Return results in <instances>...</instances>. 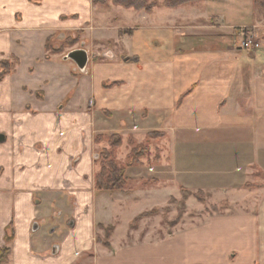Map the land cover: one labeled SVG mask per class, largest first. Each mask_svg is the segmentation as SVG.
Returning a JSON list of instances; mask_svg holds the SVG:
<instances>
[{
	"label": "crops",
	"instance_id": "1",
	"mask_svg": "<svg viewBox=\"0 0 264 264\" xmlns=\"http://www.w3.org/2000/svg\"><path fill=\"white\" fill-rule=\"evenodd\" d=\"M97 8L0 0V71L14 62L0 78V249L15 229L1 264H264V7L203 0L166 8L147 32L130 27L131 40L120 37L132 62L93 61L81 72L47 44L88 32ZM249 30L259 49L242 46ZM129 114L176 145L173 175L188 178L181 189L216 193L224 211L156 237L148 218L131 226L148 209L138 210L117 238L128 203L163 208L171 197L160 178L129 191L97 187L95 137Z\"/></svg>",
	"mask_w": 264,
	"mask_h": 264
},
{
	"label": "rangeland",
	"instance_id": "2",
	"mask_svg": "<svg viewBox=\"0 0 264 264\" xmlns=\"http://www.w3.org/2000/svg\"><path fill=\"white\" fill-rule=\"evenodd\" d=\"M151 1H156L157 6H155V8H160L157 10V14H154L155 21H153L151 14L155 8L151 12H147L145 10H135L134 8L117 6L113 3H109L105 6L96 5L98 6V19L94 24V27L90 26L88 32H70L59 35L55 39H51L47 48L48 52L59 53L63 56H66L75 49L83 48L87 50L89 54V62L87 64L86 71L88 66H90L93 61L107 62L111 59H115L117 62L118 59L123 62H132V58H126V60L122 58V50L120 47H118L120 46V37L124 35V37L127 38L122 39L124 44H126L125 41L131 40L129 38L132 37V35L126 34L133 31V29L130 27H140L142 31L147 32L150 29V25L152 23L161 22V11H164L166 8H171L164 5V0ZM201 1L203 0L187 4H195ZM261 7H264V0H257V9ZM246 35L244 36V39L247 38ZM253 37L254 42L259 43V46L244 48L251 50L259 49L262 40L255 34H253ZM11 63V66L14 67V62ZM78 71L80 70L78 69ZM116 83L117 82H112L108 84L112 86ZM109 114L110 113H107L106 116H109ZM128 117V122H125V124L118 130H114L110 127L112 130L107 129L105 132L97 133L95 137L96 142H98L97 138H100V141L98 142L99 145H97L95 150L96 155L94 158L97 171H99L100 167L102 166V160L100 159L101 151L105 148L113 149V155L116 159V162L119 165L126 167V172L129 178V186L127 191H129L131 187L136 188L145 186L147 184H152L160 178L162 182H164L163 184L168 186L166 191L168 190L171 196L169 205L159 208L160 210L158 213L142 217L134 227H140V221L148 218V223H146L147 229L151 230L154 228V235L156 237H161L169 232H172V230L178 226H190L193 224L203 223L210 215L225 210L228 204L223 206L222 202L226 200L219 202L216 193L210 191V194L209 192L201 190L193 193L185 187L181 189L178 180L182 179V181H185L188 178L183 176L178 178V176L173 175L176 169H174V161L170 159V155L173 151L172 148H176V145L169 143L171 140H169V138L167 140L165 130L159 128L147 129L145 127H141L139 126L140 124L136 121V119L132 118L130 114ZM118 139H120V145L117 148H112L113 146L111 143L117 141ZM141 147L145 148V150H141ZM133 150L143 151L145 155L139 160H132L129 157ZM97 155L98 157H96ZM238 173L240 172L238 171ZM173 197L175 199L174 201L172 200ZM199 197H202L203 200H201ZM154 203L160 205L162 204L161 201L156 200H143L138 204L128 203L127 205L129 207L124 210V213L121 215V220L118 224L117 238L125 233L127 224L126 222L129 218L133 217L135 211L145 209L150 210ZM14 237L15 229L11 228L7 238L9 245L5 246L10 248L11 251L6 260H8L11 256V242L14 240ZM102 238L105 239V237Z\"/></svg>",
	"mask_w": 264,
	"mask_h": 264
},
{
	"label": "trees",
	"instance_id": "3",
	"mask_svg": "<svg viewBox=\"0 0 264 264\" xmlns=\"http://www.w3.org/2000/svg\"><path fill=\"white\" fill-rule=\"evenodd\" d=\"M95 5H101L105 6L109 3H113L117 6H122L125 8H134L135 10H145L147 12H151L155 6H157L156 1L151 0H92ZM200 0H164V5L167 7H178L185 5L187 3L196 2ZM48 48V44H47ZM11 62L9 61H3L2 63V69L0 72V78L7 72L11 71L13 68L11 66ZM12 67V68H11ZM98 142L100 141V138L98 139ZM113 146L112 148H117L120 145V139L117 141H114L111 143ZM141 150H145V148L141 147ZM145 154L143 151H132V154L130 155V159H136L139 160L141 157H143ZM100 159L102 160V166L100 167V170L96 174V184L97 187L106 191H126L128 190L129 186V178L128 174L126 172V167L123 165H119L116 162V159L113 155V149L105 148L100 153ZM201 200H203L202 197H199ZM174 201V197L172 198ZM227 201H223L222 205H226ZM159 207H154L151 210L144 211L137 215L132 221L131 226L134 227L137 222L142 218L146 217L151 214L158 213ZM113 226L106 227V240L99 239L100 242H104L106 245H109L108 238L112 234ZM10 248L3 247L0 249V264L6 260L8 255L10 254Z\"/></svg>",
	"mask_w": 264,
	"mask_h": 264
},
{
	"label": "water",
	"instance_id": "4",
	"mask_svg": "<svg viewBox=\"0 0 264 264\" xmlns=\"http://www.w3.org/2000/svg\"><path fill=\"white\" fill-rule=\"evenodd\" d=\"M65 59L72 60L76 64L77 70L79 69L81 72H85L89 62V54L88 51L83 48L75 49L66 55ZM0 139H4V135H0ZM96 157H98V155ZM37 228L38 226L36 225L34 230H37Z\"/></svg>",
	"mask_w": 264,
	"mask_h": 264
},
{
	"label": "built area",
	"instance_id": "5",
	"mask_svg": "<svg viewBox=\"0 0 264 264\" xmlns=\"http://www.w3.org/2000/svg\"><path fill=\"white\" fill-rule=\"evenodd\" d=\"M247 38L244 39V41L242 42V46L243 47H247V48H250L251 46L252 47H256V46H259V43L257 42H254V37H253V32L252 31H247V35H246Z\"/></svg>",
	"mask_w": 264,
	"mask_h": 264
}]
</instances>
